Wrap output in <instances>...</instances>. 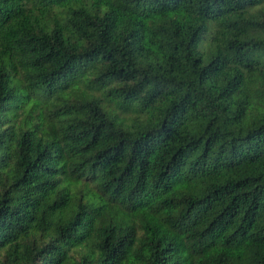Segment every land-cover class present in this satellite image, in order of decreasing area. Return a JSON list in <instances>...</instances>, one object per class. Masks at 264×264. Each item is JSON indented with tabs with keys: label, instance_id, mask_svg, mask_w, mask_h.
<instances>
[{
	"label": "trees",
	"instance_id": "trees-1",
	"mask_svg": "<svg viewBox=\"0 0 264 264\" xmlns=\"http://www.w3.org/2000/svg\"><path fill=\"white\" fill-rule=\"evenodd\" d=\"M0 264H264V0H0Z\"/></svg>",
	"mask_w": 264,
	"mask_h": 264
}]
</instances>
